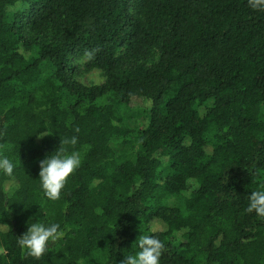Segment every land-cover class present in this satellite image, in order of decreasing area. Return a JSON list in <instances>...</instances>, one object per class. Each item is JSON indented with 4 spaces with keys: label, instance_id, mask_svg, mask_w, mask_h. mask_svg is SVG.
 Masks as SVG:
<instances>
[{
    "label": "trees",
    "instance_id": "16d2710c",
    "mask_svg": "<svg viewBox=\"0 0 264 264\" xmlns=\"http://www.w3.org/2000/svg\"><path fill=\"white\" fill-rule=\"evenodd\" d=\"M91 70L102 84L78 81ZM72 136L82 163L52 201L39 162ZM0 156V264H121L140 235L160 264H264L247 211L264 188V0H0ZM34 221L65 231L40 258L16 242Z\"/></svg>",
    "mask_w": 264,
    "mask_h": 264
},
{
    "label": "clouds",
    "instance_id": "9594fccd",
    "mask_svg": "<svg viewBox=\"0 0 264 264\" xmlns=\"http://www.w3.org/2000/svg\"><path fill=\"white\" fill-rule=\"evenodd\" d=\"M77 137L72 136L60 141L58 150L47 155L39 162L38 180L40 188L45 196L52 200L60 198L61 190L70 175H72L82 163V155L79 151L68 153L63 145H76ZM14 164L7 156H0V172L8 176V189L15 187ZM248 212H255L258 217L264 218V188L252 191L248 197ZM9 227L0 223V230ZM155 231V229H153ZM65 231L59 223H42L34 221L27 227V231L16 238L17 245L27 255L40 258L49 249L51 244L62 240ZM138 251L129 254L121 261V264H160V257L164 248L163 242L155 235H140L136 240Z\"/></svg>",
    "mask_w": 264,
    "mask_h": 264
},
{
    "label": "rangeland",
    "instance_id": "374dc122",
    "mask_svg": "<svg viewBox=\"0 0 264 264\" xmlns=\"http://www.w3.org/2000/svg\"><path fill=\"white\" fill-rule=\"evenodd\" d=\"M80 70L83 69L82 62L79 63ZM78 81L85 86L90 85H100L104 82V77L100 71L91 70V71H81L78 76ZM129 119L127 121V125L131 129H136L139 126H142L146 122V115L138 109L130 110ZM131 141H134V138H131ZM132 144V143H131ZM130 144L128 145H117L116 146V154L118 161H124L132 156V152L130 151ZM166 205L169 207H181L182 200L179 197H169L166 200Z\"/></svg>",
    "mask_w": 264,
    "mask_h": 264
}]
</instances>
